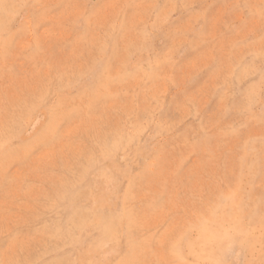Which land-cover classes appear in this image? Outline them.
Returning a JSON list of instances; mask_svg holds the SVG:
<instances>
[{
  "label": "rangeland",
  "instance_id": "rangeland-1",
  "mask_svg": "<svg viewBox=\"0 0 264 264\" xmlns=\"http://www.w3.org/2000/svg\"><path fill=\"white\" fill-rule=\"evenodd\" d=\"M0 264H264V0H0Z\"/></svg>",
  "mask_w": 264,
  "mask_h": 264
}]
</instances>
